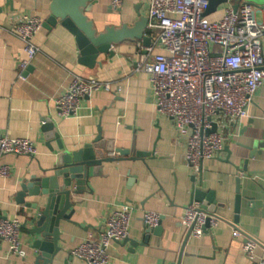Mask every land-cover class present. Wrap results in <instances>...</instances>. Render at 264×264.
<instances>
[{
  "label": "crops",
  "instance_id": "obj_1",
  "mask_svg": "<svg viewBox=\"0 0 264 264\" xmlns=\"http://www.w3.org/2000/svg\"><path fill=\"white\" fill-rule=\"evenodd\" d=\"M261 2L255 8L257 20L264 22ZM223 9L224 5L207 15L208 20H220ZM137 12L148 17L149 0H123L120 10L111 7V0H98L87 16L102 32L107 26H132ZM20 15L37 17L45 24L50 2L0 0V134L30 140L37 149L35 158H0V165L10 167V176L0 178V219L21 223L20 240L26 252L24 258L12 256L2 242L0 264H33L39 255L23 228L33 214L27 204L34 199L27 196L22 204L19 193L32 177H43L42 170L60 153L59 140L48 138L44 130L46 120L53 122L66 150H80L101 135L115 148L131 151L123 161L105 165L103 175L92 177L82 194L73 197L75 214L72 223L60 224L62 250L53 264H84L71 252L90 238L98 240L108 219L125 205L133 208L130 241L112 243L109 264H250L243 251L246 238L258 242L256 257L264 262V86L256 93L249 117L226 132L227 149L219 158L205 161L202 173L194 178L185 160L187 138L180 136L172 119L158 112L150 97L149 75L136 72L144 57L143 51L138 53L142 42L115 47L114 57L101 55V66L90 70L80 63L78 44L68 30L60 25L43 27L33 40L40 53L23 71L20 64L28 56L13 30ZM155 54L165 52L156 48ZM75 76L114 83V91L119 86L120 93L96 92L83 100L78 117L61 118L55 103ZM135 151L145 154L143 159L129 160ZM194 187L214 193L217 205L212 210L219 223L203 237L187 239L182 217L192 204ZM146 212L160 214L162 222L144 243ZM235 231L242 238H234Z\"/></svg>",
  "mask_w": 264,
  "mask_h": 264
},
{
  "label": "built area",
  "instance_id": "obj_2",
  "mask_svg": "<svg viewBox=\"0 0 264 264\" xmlns=\"http://www.w3.org/2000/svg\"><path fill=\"white\" fill-rule=\"evenodd\" d=\"M123 0H111V7L120 10ZM209 0H149L147 36L149 48L139 45L138 53L147 50L136 72L149 75L150 97L158 112L172 119L180 136L187 138L185 160L193 177L202 173L203 163L219 158L227 144L230 126L249 117L256 93L264 86V22L257 20L254 6L241 4L237 11L224 5L223 17L208 20ZM37 17L20 15L13 21V30L24 44L28 60L20 64L26 71L40 53L33 40L42 30ZM161 48L165 54H155ZM111 82L75 76L68 91L56 100L61 118H76L82 102L96 92L120 93ZM214 129H216L214 131ZM8 155L35 158L37 149L27 139H11L0 134V158ZM10 176V167L0 165V178ZM132 206L125 205L107 221L98 240L88 239L71 252L84 264H109L112 243L129 238ZM143 222L147 230L160 226L162 216L146 212ZM219 218L201 209L199 203L189 205L182 224L192 229L194 238H201L217 227ZM19 221L0 219V243L9 246L10 255L24 258ZM234 238H242L235 231ZM243 251L250 264L258 261L257 241L246 238Z\"/></svg>",
  "mask_w": 264,
  "mask_h": 264
},
{
  "label": "water",
  "instance_id": "obj_3",
  "mask_svg": "<svg viewBox=\"0 0 264 264\" xmlns=\"http://www.w3.org/2000/svg\"><path fill=\"white\" fill-rule=\"evenodd\" d=\"M209 1L206 16L216 12L222 5L232 3L234 10L237 11L241 4L260 7L261 1L264 0ZM49 2L50 16L43 27L51 29L60 25L68 30L78 44L81 53L80 63L90 70H94L97 65L101 66L98 63L101 55L114 57L113 49L123 43L142 42L145 49L152 44V39L147 36L148 17L140 12H137V20L132 26L126 23L120 27L107 26L99 32L95 21L87 16L98 0H49ZM262 8L264 9V6ZM147 54V50H144L143 55ZM54 126L51 120H46L44 130L48 132V138L54 136L59 140L60 153L56 155L49 168L42 170L43 177H32L30 182L21 186L19 193V201L22 204L27 196L34 199L27 204V208L33 214L28 216V221L23 226L30 237V247L39 252L33 264L54 263L62 250L59 246L60 224L64 221L72 223L71 219L75 214L73 197L82 194L92 177L102 176L105 165L123 161L124 157L131 153L130 150L115 148L112 143L104 142L101 135L80 150H66ZM107 152L113 153L114 157H108ZM144 155L135 151L134 157L129 160L143 159ZM192 196V203H201V209L213 215L215 211L212 209L217 205L214 193L195 190L194 187ZM210 203L212 206H209ZM154 231L158 229L152 231L146 229L144 243L148 242L150 234ZM191 233L192 229L188 231L187 239ZM129 241L127 239L124 244Z\"/></svg>",
  "mask_w": 264,
  "mask_h": 264
}]
</instances>
